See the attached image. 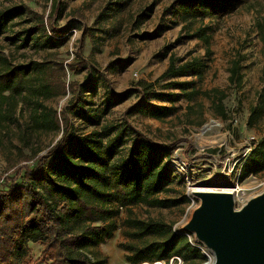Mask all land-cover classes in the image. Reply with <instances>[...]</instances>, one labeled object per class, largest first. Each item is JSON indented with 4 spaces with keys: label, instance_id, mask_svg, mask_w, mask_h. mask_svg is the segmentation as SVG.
<instances>
[{
    "label": "rangeland",
    "instance_id": "1",
    "mask_svg": "<svg viewBox=\"0 0 264 264\" xmlns=\"http://www.w3.org/2000/svg\"><path fill=\"white\" fill-rule=\"evenodd\" d=\"M173 1L0 0V13L11 11L14 16L0 34V69L3 59L12 66L43 63L44 80L55 86L52 96L26 91L14 96L8 108L3 106L11 117L0 115V189L19 181L17 174L32 167L62 135V128L35 123L36 104L58 116L65 111L69 131L76 135L107 138L122 130L119 159L126 156L136 133L172 145L166 161L171 183L155 194L166 203L120 205L113 198L109 204L113 215L107 220L113 222L112 234L89 249L99 264H133L129 258L138 248L165 238L138 237L136 221H161L174 232L186 233L183 228L200 205L194 191L234 184L239 186V198L248 199L264 190V172L240 178L244 161L264 136V114L249 123L264 86V0H247L220 17L211 14L209 4L203 5L205 17L190 6L173 16ZM51 26L65 29L59 43L47 38ZM200 28L209 43L200 37ZM172 59L175 66L195 61L200 72L162 77ZM235 60L241 64L240 85L230 81ZM193 91L197 93L190 95ZM78 98L83 100L79 109L69 111ZM221 101L226 117L217 107ZM154 106L169 107V114L155 119L140 111ZM176 161L185 172L175 168ZM202 253L205 259L199 264L209 262ZM174 256L145 258L136 264H185L180 256V261H171ZM25 264H50L44 246L31 243Z\"/></svg>",
    "mask_w": 264,
    "mask_h": 264
},
{
    "label": "trees",
    "instance_id": "2",
    "mask_svg": "<svg viewBox=\"0 0 264 264\" xmlns=\"http://www.w3.org/2000/svg\"><path fill=\"white\" fill-rule=\"evenodd\" d=\"M246 1L174 0L170 9L175 16L178 10L190 6L199 16L205 17L208 11L203 5L209 4L211 14L220 17L232 13ZM53 3L55 10L56 1ZM13 17L11 11L0 13V34ZM41 25L45 33V26ZM32 30H27L23 42ZM49 31L52 35L47 38L59 43L65 29L51 26ZM198 33L209 43L204 28H200ZM3 61L0 69V115L5 119L8 120L11 115L3 106L8 108L14 96H22L26 91L32 96L49 97L54 94L55 86L43 78V63L12 66L5 59ZM69 67L74 69L72 64ZM190 71L200 72L197 62L175 66L172 59L162 77H175ZM229 71L230 81L240 85V60L233 61ZM196 93L193 91L190 95ZM82 101L81 98L76 99L68 110L77 111ZM222 102L217 107L226 117ZM140 111L162 119L169 114L170 108L142 107ZM32 112L39 127L62 128V135L32 167L17 174L19 181L12 180L5 189H0V264H25L31 243L44 246V254L50 264H99L91 257L89 249L112 234L113 222L107 220L113 215L109 208L113 198L118 199L120 205L127 201L156 206L166 203L156 198L155 194L166 191L171 183L166 161L171 156L172 145L156 143L136 133L126 156L119 159L122 130L107 138L95 133L76 135L69 131L65 111L58 116L36 104ZM263 114L264 86L258 104L251 108L249 123L252 124ZM262 172L264 136L244 161L240 178ZM134 224L138 226V237L157 234L165 238L138 248L129 258L133 264L145 258L169 260L174 255L183 257L185 264H199L205 259L201 249L192 245L184 232H174L170 224L152 219ZM149 251L154 256L151 257Z\"/></svg>",
    "mask_w": 264,
    "mask_h": 264
},
{
    "label": "water",
    "instance_id": "3",
    "mask_svg": "<svg viewBox=\"0 0 264 264\" xmlns=\"http://www.w3.org/2000/svg\"><path fill=\"white\" fill-rule=\"evenodd\" d=\"M194 195L200 205L183 229L208 248L211 264H264V190L241 207L232 191L200 190Z\"/></svg>",
    "mask_w": 264,
    "mask_h": 264
},
{
    "label": "built area",
    "instance_id": "4",
    "mask_svg": "<svg viewBox=\"0 0 264 264\" xmlns=\"http://www.w3.org/2000/svg\"><path fill=\"white\" fill-rule=\"evenodd\" d=\"M230 189L235 194L237 207H241L249 199V198L244 199L242 197L239 198L238 192L240 191V189H239L238 185H234V187H230ZM227 191H229V190H227ZM185 235H187L189 237V241L192 245L199 247L204 252L205 255L207 254V256L209 258V262H207L205 264H211L213 257L207 252V250H206L207 248L205 247V245L200 243L196 238H193L190 233L186 232ZM173 260L180 261V258L178 256H174L171 261H173ZM140 264H151V263L150 262H142ZM152 264H161V262L156 261V262H153Z\"/></svg>",
    "mask_w": 264,
    "mask_h": 264
},
{
    "label": "bare ground",
    "instance_id": "5",
    "mask_svg": "<svg viewBox=\"0 0 264 264\" xmlns=\"http://www.w3.org/2000/svg\"><path fill=\"white\" fill-rule=\"evenodd\" d=\"M179 162H175V168L178 170V171H180V172H185L186 171V169H185V167H183V166H180V164H178ZM222 190H229V191H231V189L230 188H224V189H222Z\"/></svg>",
    "mask_w": 264,
    "mask_h": 264
}]
</instances>
